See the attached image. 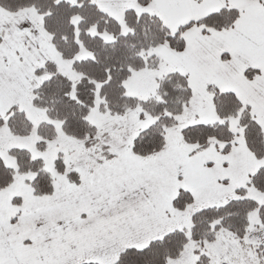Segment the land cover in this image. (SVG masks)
<instances>
[{"label":"rangeland","instance_id":"obj_1","mask_svg":"<svg viewBox=\"0 0 264 264\" xmlns=\"http://www.w3.org/2000/svg\"><path fill=\"white\" fill-rule=\"evenodd\" d=\"M66 1L76 6L97 4L123 31L127 8L159 14L174 30L208 14L210 11L198 14L197 5H208L211 0L188 1L178 18L170 13L167 1ZM220 2L230 4L229 0ZM44 24L42 14L34 9L12 10L0 5V116L5 117L15 105L32 124L31 132L24 135L12 133L5 122L0 123V156L16 170V159L8 150L28 149L32 157L42 159L53 181L52 194L35 195L26 182L33 174L17 169L13 183L0 189V264H78L89 260L111 264L125 247H143L173 228L183 229L186 239L164 264H260L255 247L264 243V225L256 207L248 212V226L241 236L220 226L194 239L187 226L194 211L222 205L233 197H251L257 204L264 203V190L248 183L250 175L264 165V157H256L247 148L236 117L226 118L232 131L230 143L212 138L207 146L197 148V143L187 142L181 132L191 123L224 121L214 111L208 85L235 92L264 130V84L243 74L249 66L246 61L234 57L225 64L219 62L221 54L216 53L207 35L201 36L197 30L201 27L189 26L183 32L187 40L202 41L218 62L199 69L187 59L193 76L191 93L178 111H162L171 114L169 122L163 123L164 143L144 155L132 152L134 137L156 115L134 100L131 104L125 101L124 108L117 111L96 100L86 117L95 125L98 141L86 148L84 137L64 132L31 102L30 91L43 78L34 70L46 60H54L63 72L77 76L70 66L73 57L65 59L55 51ZM152 52L159 54L157 67L135 69L125 84L127 96L155 97L157 77L172 69L171 63L184 61V53H176L165 44L146 51ZM43 120L55 123L54 136L38 135L35 128ZM41 139L47 143L45 149L37 145ZM100 144L111 157L101 153ZM57 158L63 162V171L79 172V184L58 172ZM179 189L187 190L191 199L176 207L172 199Z\"/></svg>","mask_w":264,"mask_h":264},{"label":"trees","instance_id":"obj_2","mask_svg":"<svg viewBox=\"0 0 264 264\" xmlns=\"http://www.w3.org/2000/svg\"><path fill=\"white\" fill-rule=\"evenodd\" d=\"M0 5L12 10L26 8L41 13L55 51L65 59L73 57L70 66L77 75L75 78L63 72L51 59L34 70L35 74L43 78L30 91L32 104L58 122L64 132L84 137L83 145L88 148L98 141L95 125L86 117L96 105V100L115 111L123 109L125 101L130 104L131 100L137 101L143 109L156 115L155 120L133 139L131 151L140 155L154 151L164 143L163 123L169 122L171 114L162 111H178L191 93L187 76L170 69L163 76L157 77L155 97L136 99L127 96L124 89L129 75L139 67L155 68L160 60L157 52L147 54V49L165 44L171 50L179 51L186 44L183 32L190 25L197 24L204 32L227 30L233 26L239 14V8L222 5L173 30L159 14L127 8L124 12L126 28L121 31L118 21L106 15L93 2L76 6L66 0H0ZM76 10L80 14L75 16ZM256 73V68L244 69L247 78H252ZM208 89L212 92L214 111L224 121L186 125L181 130L183 138L187 142L197 143V148L207 146L212 138L230 143L232 131L228 128L226 118L236 117L247 148L256 157H264V130L254 120L250 107L232 90H220L213 85H208ZM2 122H5L12 133L25 135L32 130L31 121L25 112L15 105L6 111L5 117L0 116V123ZM35 130L39 136L50 138L56 134V125L52 121L43 120ZM37 145L40 149H45L47 143L45 139H41ZM100 147L101 153L106 157L112 156L104 145L100 144ZM8 153L16 159L19 171L33 174L31 178H26V182L35 195L52 194V177L44 169L41 158L32 157L25 148L13 147ZM55 167L58 172L65 174L68 181L79 184V172L63 171L60 158L55 160ZM16 170L0 156V189L13 183ZM248 183L264 190V165L250 175ZM242 189L240 187L238 190ZM190 199L187 190L179 189L172 203L178 207L183 201ZM255 207L260 222L264 225V203L257 204L251 197H233L222 205H210L194 211L187 226L194 239L202 237L203 233L209 234L212 228L220 226L241 236L248 226V212ZM185 239L183 229L173 228L143 247H125L118 252L111 264H164L166 257L176 253ZM255 249L258 261L263 264L264 243L256 245ZM198 251L199 249H194V253L197 254ZM78 264L102 263L89 260Z\"/></svg>","mask_w":264,"mask_h":264},{"label":"crops","instance_id":"obj_3","mask_svg":"<svg viewBox=\"0 0 264 264\" xmlns=\"http://www.w3.org/2000/svg\"><path fill=\"white\" fill-rule=\"evenodd\" d=\"M155 3V0H151ZM163 3L168 2L170 13L178 18L184 11V5L192 0H158ZM232 6L239 8V14L233 26L227 30H211L204 32L201 29V36L207 35L209 41L217 48L218 54H221L219 62L225 64L230 62L234 57L246 61L249 66L257 69V73L253 76L257 82L264 84V0H229ZM224 5L220 0H211L208 5H197L198 14L206 11H214ZM193 25V24H192ZM191 26V25H190ZM200 28V27H198ZM187 30V28L185 29ZM184 48L176 53L185 54L184 61L181 64L171 63V68L183 73L187 76L188 83L191 82V67L187 63L190 59L192 65L199 69L213 65L218 61L214 59V55L210 54L205 48L202 41L194 40L193 37L187 40ZM217 54V55H218ZM159 55V54H158ZM213 59V60H212ZM221 63V64H222ZM193 67V66H192ZM244 74V72H243ZM252 77V78H253ZM251 79V78H250ZM190 85V84H189Z\"/></svg>","mask_w":264,"mask_h":264}]
</instances>
